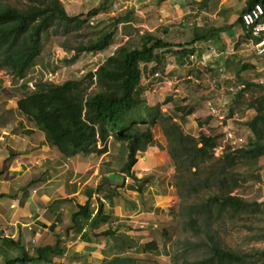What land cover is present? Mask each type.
<instances>
[{
  "label": "crops",
  "instance_id": "1",
  "mask_svg": "<svg viewBox=\"0 0 264 264\" xmlns=\"http://www.w3.org/2000/svg\"><path fill=\"white\" fill-rule=\"evenodd\" d=\"M247 1L157 0L164 36H156L154 24L146 32L170 46L147 67L165 65L171 50L182 69L197 61L200 72L216 78L221 72L222 83L241 86L245 97L254 84L264 90V64L244 47L239 18ZM119 33L111 45L120 41ZM8 86L0 76L4 115H13L6 122L0 113V264L22 257V264H179L172 230L180 196L162 127H152L151 141L136 152L126 175L124 143L110 138L102 154L65 156L18 113L19 98ZM246 111L244 148L253 139L249 122L256 115L249 106ZM262 201L254 203L261 207Z\"/></svg>",
  "mask_w": 264,
  "mask_h": 264
},
{
  "label": "trees",
  "instance_id": "2",
  "mask_svg": "<svg viewBox=\"0 0 264 264\" xmlns=\"http://www.w3.org/2000/svg\"><path fill=\"white\" fill-rule=\"evenodd\" d=\"M28 1L22 8L0 4V70H7L18 80L23 79L31 62L39 56L41 36L56 23L69 24L76 20V17L66 14L59 0ZM255 5L264 9V0H248L242 14ZM100 7L93 9L90 15L98 14L102 10ZM127 21L134 20L124 17L118 24ZM117 27L74 48V53L102 51L111 45ZM196 39L193 38L190 44H194ZM168 46L161 39L144 32L139 36L137 46L129 43L118 46L102 65L88 74L85 84L82 80H69L62 84L37 83L31 92H25L16 101V110L44 132L50 143L65 156L102 154L110 138L124 143L126 158L121 172L126 175L135 163L136 152L151 141L152 127L159 124L168 139L176 177L187 171L193 178L181 180L180 176V181L176 182L180 198L184 190H188L186 198L190 197L185 206L188 214L185 228L188 227L193 236L203 233L205 238L201 243L205 255L195 264H244L249 254L224 245L213 225L223 216L242 212L252 216L255 212L264 214L258 204L233 194L236 182L228 185L226 178L228 168H234L238 163L252 168L264 156V91L248 105L256 112L249 122L253 139L245 148L225 152L216 158V136L202 133L196 139L184 135L176 124L166 118L162 120L156 107H146L141 100V65L152 63L156 52ZM92 86L97 90L87 93ZM21 89L26 90L27 84ZM238 93L241 95V90ZM202 174H206L203 180L199 179ZM195 179L197 184H193ZM259 238L264 239V236ZM25 261L26 258L22 257L4 264H22Z\"/></svg>",
  "mask_w": 264,
  "mask_h": 264
},
{
  "label": "rangeland",
  "instance_id": "3",
  "mask_svg": "<svg viewBox=\"0 0 264 264\" xmlns=\"http://www.w3.org/2000/svg\"><path fill=\"white\" fill-rule=\"evenodd\" d=\"M59 2L66 14L76 17V20L69 24L56 23L41 36L39 56L31 62L23 79L18 80L13 78L7 70H0V76L8 80L9 91H15L18 98H21L25 92H31L37 83L62 84L69 80H82L85 84L88 81V74L102 65L118 46L124 43L137 46L139 36L152 28L153 24L157 26L156 36H164L162 33L164 25L160 21L163 19L157 13L159 7L157 0H140L138 2L137 0H59ZM28 3V0H0V4L17 8H22ZM101 4L103 6L100 7ZM98 7L103 11L101 10L96 15H90V12ZM124 17L129 20L137 19V21L118 24L124 20ZM115 26H118L117 30L119 29L121 38L117 44L109 45L100 52L78 55L74 53V48L86 44L105 31H113ZM163 38L166 40V37ZM181 41L184 40L181 39ZM173 52L175 51L166 52L165 65L160 63L162 66L159 69L161 70L156 69L160 73L158 79L155 80L156 87L143 81L144 86L139 92L141 100L144 101L146 107H156L160 112L161 119L166 118L170 120V123L176 124L184 135L197 139L200 134L206 131L211 136L218 137L215 121H212L207 112V102L215 94L209 83L212 79H217L216 76L208 74L206 71L200 72L195 67L197 61L192 66L185 65L186 68L182 69L183 65L177 62V57ZM24 84H27L26 90L21 89ZM96 90L97 88L92 86L88 88L87 93L91 94ZM262 90L261 86L254 84L248 90L252 94L251 97L237 95L239 94L237 93L232 98L230 111L237 113L236 116L238 115L237 117L243 120L235 122L240 134L248 131L243 125L246 117L250 115L249 111H246V107ZM4 99L5 97L0 95V113L2 111L3 120L8 122L13 119V115H4ZM161 119L158 120L161 121ZM259 161L257 168H248L244 164L238 163L234 168H228L226 171L228 185L236 182L233 194L248 202H254L260 198L264 202V156ZM260 168H263L261 172ZM179 178L181 180L193 179L187 171H183ZM179 178L176 177V180L180 181ZM204 178H206V174H202L199 179L203 180ZM201 180L199 186H201ZM192 181L193 184H197L196 179ZM187 192L188 190L182 192L179 203V219L172 230L179 264H195L205 255L204 246L201 245L202 240H205L203 233L193 236L191 230L188 227L185 228V221L188 218L185 206L190 199V197L186 198ZM259 209L264 213V204ZM213 229L224 245L249 254V257L244 259V264L264 263V239L259 238V236H264V214L255 212L252 216L248 212H242L223 216L214 223Z\"/></svg>",
  "mask_w": 264,
  "mask_h": 264
},
{
  "label": "built area",
  "instance_id": "4",
  "mask_svg": "<svg viewBox=\"0 0 264 264\" xmlns=\"http://www.w3.org/2000/svg\"><path fill=\"white\" fill-rule=\"evenodd\" d=\"M264 9L260 5H255L252 9L241 14V23L244 27L245 50L250 52L264 64ZM155 66V65H154ZM153 66L147 67L146 64L141 65V82L139 87L143 88V81L146 84H151L156 87L155 80L158 79L159 70ZM147 69V71H146ZM263 76L260 85L264 87V65L261 68ZM219 75V78L212 79L209 83L210 88L214 91L213 98L207 102L208 116L215 121L217 128L216 147L214 148V156H221V152H234L242 149L245 146V138L240 134L235 126L237 116L230 111V102L232 98L241 90V86H236L234 83L224 84ZM203 134L211 136L204 131Z\"/></svg>",
  "mask_w": 264,
  "mask_h": 264
}]
</instances>
